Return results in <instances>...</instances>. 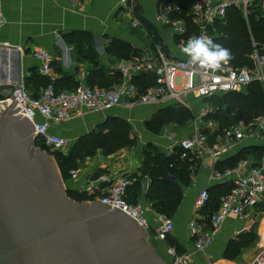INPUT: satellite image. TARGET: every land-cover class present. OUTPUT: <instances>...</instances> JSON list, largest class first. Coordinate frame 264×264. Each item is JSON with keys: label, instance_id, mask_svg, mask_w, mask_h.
<instances>
[{"label": "crops", "instance_id": "crops-1", "mask_svg": "<svg viewBox=\"0 0 264 264\" xmlns=\"http://www.w3.org/2000/svg\"><path fill=\"white\" fill-rule=\"evenodd\" d=\"M165 2H171L188 10L193 0H137L134 11L122 8L119 0H0L4 21V25L0 27V79L14 83L15 86L25 83L33 96H39L42 89L34 82L33 72L37 75L41 63L34 53L44 51L51 56L52 63L58 64L61 73L55 72V80L60 81L62 87H72L76 84L87 86L86 78L95 66L93 59H96L104 69L115 71L128 61L106 53V47L111 39L129 44L138 52L137 57L161 51V46L153 48V39L148 27L154 29L161 37L165 46L163 53L166 57H186L182 48L187 45L190 38L196 36L190 34L188 37H180L166 25L155 21L159 5ZM135 16L141 21L139 27L132 25ZM77 33L92 36V48L96 56H90L87 45L81 49L78 42L72 39L71 36ZM27 79L30 80L27 82ZM132 79L133 77L131 79L123 77L121 84L132 82ZM193 104L194 113L198 116L200 102L195 101ZM167 106L151 104L134 109L114 107L106 111L82 110L73 119L59 124L50 122L49 134L67 139L68 150L108 117H120L126 120L137 138V144L132 148H125L110 156H104L98 151L91 160L80 162V175L77 179H71L68 189L96 193L98 200L122 177L132 179L137 175L142 178L144 154L148 145H153L161 153L171 154L175 148L180 147L181 140L195 135L199 126L193 127L194 121L185 126L187 129L185 132L171 133L169 137L166 135L160 137L146 129L145 122ZM218 131L217 123L207 131L210 143L220 139L221 134H218ZM251 145L263 146L262 143L255 141L244 143V146ZM242 148L232 149L217 165H214L209 158H199L200 163L193 170L190 181L181 185L182 202L179 208L170 213L174 222L171 236L181 246L183 252L191 255L192 264H254L256 257L264 252V202L251 209L244 219H229L214 243L204 252L196 251L191 235L190 224L197 215L194 209L196 198L203 189L212 191L221 184L212 178L213 169L222 170L220 167H226L234 162ZM245 160L255 163L252 157ZM145 193L146 191H143L140 194L139 200L150 206L152 224L156 226L161 214L145 201ZM199 216L201 220L205 219L203 213ZM251 231L258 236L256 242L243 249L235 260L225 259L229 242L239 234Z\"/></svg>", "mask_w": 264, "mask_h": 264}, {"label": "built area", "instance_id": "built-area-1", "mask_svg": "<svg viewBox=\"0 0 264 264\" xmlns=\"http://www.w3.org/2000/svg\"><path fill=\"white\" fill-rule=\"evenodd\" d=\"M136 1L119 0V4L122 8L134 11ZM255 5L263 6L264 0H193L188 10L165 2L159 5L155 21L166 25L180 37L188 35L192 25L197 29L196 37L207 36L211 39L208 34L209 27H212L216 20L223 19L229 7H236L247 15L249 8ZM3 25L0 9V27ZM132 25L141 26L140 19L135 16ZM34 56L41 63L38 74L48 78L51 83L41 91L39 97L33 96L25 83L16 86L13 95L34 125L38 134L37 140H42L52 151L67 150L69 142L60 136L49 134L50 122L59 124L73 119L82 110L106 111L114 107L134 109L151 104H165L183 106L194 113L195 101L200 102L198 116L201 120L197 124L199 127L196 134L180 141V148L184 151L201 159L209 158L217 165L225 154L234 148L244 147L247 141L262 143L264 147V114L249 123L240 121L230 126L214 143H210L207 134L216 124L205 120L214 112V107L208 101L210 98L230 92H242L256 80L264 83V76L255 77L254 72L247 67L236 68L226 61L221 62L216 69H208L205 74L198 65L188 63L190 57L168 58L159 50L130 59L118 67V71L126 79L142 73L153 74L156 84L144 91H140L132 82H123L110 89L91 88L80 84L73 90L57 91L54 86L55 72L51 56L44 51H37ZM252 58L259 74V71L264 69V57L255 51ZM79 175V168L70 173L72 180L77 179ZM212 178L221 184L229 183L232 188L223 197L219 209L209 218L208 226L200 222L199 216L209 202L208 189H203L196 198L194 209L197 215L190 224V230L198 252H204L214 243L229 219H244L251 209L264 202V155L257 166L248 160H241L236 167L224 171L215 168ZM132 183L130 177H122L96 201L112 211L121 210L136 220L140 227L153 229L157 240L166 243L174 231L172 218L161 214L157 225L153 226L150 206L140 200L134 204L128 201V191ZM148 185L149 178L145 175L142 177L140 194L146 191ZM166 252L172 259V264H192L191 255L178 254L175 247L167 246ZM254 264H264V252L256 257Z\"/></svg>", "mask_w": 264, "mask_h": 264}, {"label": "trees", "instance_id": "trees-1", "mask_svg": "<svg viewBox=\"0 0 264 264\" xmlns=\"http://www.w3.org/2000/svg\"><path fill=\"white\" fill-rule=\"evenodd\" d=\"M148 29L153 39V48L161 46V51L164 52L165 46L161 37L151 27H148ZM189 30L186 37L190 34L198 36L197 29L192 25ZM208 34L213 43L223 45L230 50L231 58L228 62L233 67L256 69L252 58L255 51L264 57V5H255L249 8L247 15L236 7H229L226 10L225 17L216 20L214 25L209 27ZM74 36H71L72 39L78 42L81 49L87 45L90 56H96L92 48L91 35L77 33ZM106 53L109 56L123 60H130L133 59L132 57L139 55L129 44L117 39L109 40ZM93 64L95 66L89 71L86 78L88 87L110 89L121 84L123 77L120 72L104 69L98 64L96 59H93ZM57 65L56 62L52 63L54 72L60 74L61 72ZM33 75L34 82L42 90L51 83L48 78L38 73L36 75L33 72ZM29 80L27 79V82ZM132 83L140 91H144L156 84V77L150 73H142L133 77ZM54 86L57 91H63L73 90L79 84L72 87H62L60 81L55 80ZM250 90L251 93L249 92ZM245 91H248V93L243 94ZM208 101L214 107V112L208 115L205 120L219 124L218 134H222L225 129L240 121L249 123L254 118L264 114V88L258 80L254 81L242 92H230L221 96H214ZM194 120L195 114L190 109L183 106L169 105L148 119L145 122V127L148 131L158 134L167 125L178 124L181 127H185ZM136 144L137 138L133 134L130 124L120 117H108L94 131L82 136L70 148L68 154H63L61 151H52L42 140L36 141L38 147L56 158L62 177L65 180L71 179V171L79 168L80 162L94 157L98 151H101L104 156H110L125 148H132ZM263 155L264 147L262 146H244L236 156V159L234 158V162L228 165L225 164L226 167H220V169L224 171L236 167L241 160H245L248 157L254 158L255 163L253 165L257 166ZM199 163L200 160L197 155L186 152L180 147L175 148L171 154H165L161 153L153 145H148L144 154L142 175V177L147 175L149 178V185L144 196L145 201L156 212L171 217L170 213L179 208L183 199L181 185L190 181L191 174ZM132 179L134 181L128 191V201L134 204L140 199L142 178L135 175ZM231 188V184L222 183L212 189V191L208 190L210 198L201 212L205 215V219L201 220V223H205L208 226L209 218L219 209L223 197L230 192ZM68 195L78 202L96 201L97 198L96 193L90 194L70 189ZM257 238V234L253 231L239 234L229 242L224 256L225 259L235 260L242 250L254 244ZM162 244L165 248L167 246L175 247L178 254H185L172 236H169L167 242H162ZM168 258L170 264H172V259L169 256Z\"/></svg>", "mask_w": 264, "mask_h": 264}, {"label": "water", "instance_id": "water-1", "mask_svg": "<svg viewBox=\"0 0 264 264\" xmlns=\"http://www.w3.org/2000/svg\"><path fill=\"white\" fill-rule=\"evenodd\" d=\"M15 88L0 79V264H165L132 217L69 197Z\"/></svg>", "mask_w": 264, "mask_h": 264}, {"label": "clouds", "instance_id": "clouds-1", "mask_svg": "<svg viewBox=\"0 0 264 264\" xmlns=\"http://www.w3.org/2000/svg\"><path fill=\"white\" fill-rule=\"evenodd\" d=\"M182 51L191 58L188 63L198 65L199 69L204 70L205 74L208 69H216L221 62H226L231 58L229 49L223 45L213 43L207 36L190 38Z\"/></svg>", "mask_w": 264, "mask_h": 264}, {"label": "rangeland", "instance_id": "rangeland-1", "mask_svg": "<svg viewBox=\"0 0 264 264\" xmlns=\"http://www.w3.org/2000/svg\"><path fill=\"white\" fill-rule=\"evenodd\" d=\"M254 72V76L258 78L259 77H263L264 76V69L260 70L259 71V74H258V71L256 69H253L252 70ZM263 88H264V83L259 81ZM251 93V90L249 91ZM248 91H245L243 92V94H247ZM200 117L199 116H196L195 115V120H194V124H193V127L195 125H197L198 123H200ZM191 124V123H190ZM187 129L185 127H181L180 125L178 124H171V125H167L165 127H163L158 134L156 135H160V137H163V136H170L171 133H175V134H178V132H185ZM37 146V145H36ZM38 147V146H37ZM263 147V146H262ZM40 148V147H38ZM70 150V149H69ZM69 150H64L62 151L61 153L63 154H68ZM53 158L55 159L56 161V158L53 156ZM57 163V161H56ZM58 165V164H57ZM59 167V166H58ZM64 180V184L65 186L68 188V185L69 183L71 182V179L70 180ZM147 230V241L151 242L152 245L154 246L155 248V252L158 253V255L162 258V260L165 262V264H170V260L167 256V253H166V248L165 246L162 244V242H160L159 240H157V238L155 237V235H153V231L152 229H146Z\"/></svg>", "mask_w": 264, "mask_h": 264}]
</instances>
